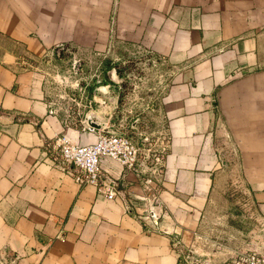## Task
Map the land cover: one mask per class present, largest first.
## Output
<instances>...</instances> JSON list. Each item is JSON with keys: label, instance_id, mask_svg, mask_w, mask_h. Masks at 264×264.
<instances>
[{"label": "crops", "instance_id": "crops-1", "mask_svg": "<svg viewBox=\"0 0 264 264\" xmlns=\"http://www.w3.org/2000/svg\"><path fill=\"white\" fill-rule=\"evenodd\" d=\"M0 37V264H232L264 253V0H0ZM113 46L139 48L169 74L155 102L165 125L155 231L135 216L134 171L102 160L116 192L106 198L48 159L55 136L87 144L96 132L65 127L41 76L20 65ZM230 195L237 207L224 204Z\"/></svg>", "mask_w": 264, "mask_h": 264}, {"label": "rangeland", "instance_id": "rangeland-1", "mask_svg": "<svg viewBox=\"0 0 264 264\" xmlns=\"http://www.w3.org/2000/svg\"><path fill=\"white\" fill-rule=\"evenodd\" d=\"M20 65L41 76L43 95L65 127L94 124L130 137L145 172L163 155L165 125L155 102L169 74L155 57L135 47L113 46L107 55L67 47L39 58L24 55ZM230 198L224 204L237 207Z\"/></svg>", "mask_w": 264, "mask_h": 264}, {"label": "built area", "instance_id": "built-area-1", "mask_svg": "<svg viewBox=\"0 0 264 264\" xmlns=\"http://www.w3.org/2000/svg\"><path fill=\"white\" fill-rule=\"evenodd\" d=\"M96 132L94 142L76 144L66 135L55 136L46 142L48 159L63 167L78 185L94 184L97 192L106 198L116 194L112 180L101 179L99 164L102 160L116 162L122 169L134 171L140 192L135 197L142 203L135 216L143 227L150 231L158 229L163 216L162 202L158 198V178L162 170V156L154 158V167L148 172L141 168L137 147L130 137L121 134L105 133L86 127ZM177 247V242H175ZM232 264H264V253L254 251L238 252L231 260ZM193 264H198L194 262Z\"/></svg>", "mask_w": 264, "mask_h": 264}, {"label": "water", "instance_id": "water-1", "mask_svg": "<svg viewBox=\"0 0 264 264\" xmlns=\"http://www.w3.org/2000/svg\"><path fill=\"white\" fill-rule=\"evenodd\" d=\"M57 52V51H56ZM108 84H105V85H102V86H100V87H106ZM99 87V86H98ZM87 126H89V127H92V128H94L95 130H97V131H100V132H105V133H107V131H104L102 128H97L94 124H88ZM112 133V132H111ZM112 134H119V133H112Z\"/></svg>", "mask_w": 264, "mask_h": 264}]
</instances>
